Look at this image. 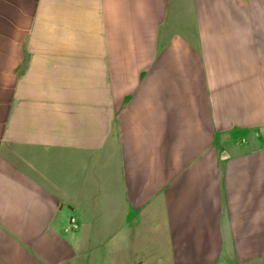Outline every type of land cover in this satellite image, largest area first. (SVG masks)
Listing matches in <instances>:
<instances>
[{
	"label": "crops",
	"instance_id": "1",
	"mask_svg": "<svg viewBox=\"0 0 264 264\" xmlns=\"http://www.w3.org/2000/svg\"><path fill=\"white\" fill-rule=\"evenodd\" d=\"M0 264H264V0H0Z\"/></svg>",
	"mask_w": 264,
	"mask_h": 264
}]
</instances>
